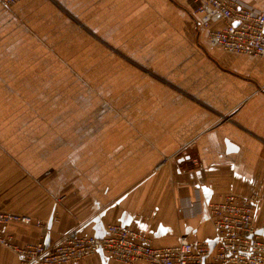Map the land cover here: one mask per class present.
<instances>
[{"label": "crops", "instance_id": "obj_1", "mask_svg": "<svg viewBox=\"0 0 264 264\" xmlns=\"http://www.w3.org/2000/svg\"><path fill=\"white\" fill-rule=\"evenodd\" d=\"M231 192L264 227V58L212 46L194 0H0V212L47 223L4 234L213 241L207 204ZM0 264L23 263L0 244Z\"/></svg>", "mask_w": 264, "mask_h": 264}, {"label": "built area", "instance_id": "obj_2", "mask_svg": "<svg viewBox=\"0 0 264 264\" xmlns=\"http://www.w3.org/2000/svg\"><path fill=\"white\" fill-rule=\"evenodd\" d=\"M18 0H1L7 7ZM199 24L210 44L228 52L264 58V12L242 0H194ZM256 199L228 193L207 204L215 229L213 241L181 238L178 244L156 246L152 237L124 223H112L101 237L70 233L54 245H19L0 229V244L16 252L23 264H72L96 253L109 254L121 264H264V237L254 226ZM10 223H47L26 214L0 212V227Z\"/></svg>", "mask_w": 264, "mask_h": 264}, {"label": "water", "instance_id": "obj_3", "mask_svg": "<svg viewBox=\"0 0 264 264\" xmlns=\"http://www.w3.org/2000/svg\"><path fill=\"white\" fill-rule=\"evenodd\" d=\"M50 227H51V221H50L49 224H48V228H50ZM256 232H257L258 234H261V235L264 236V227L258 229ZM102 235H103V232H102V234L97 235V236L101 237ZM45 243H46V246H49V238H48V237H47Z\"/></svg>", "mask_w": 264, "mask_h": 264}, {"label": "rangeland", "instance_id": "obj_4", "mask_svg": "<svg viewBox=\"0 0 264 264\" xmlns=\"http://www.w3.org/2000/svg\"><path fill=\"white\" fill-rule=\"evenodd\" d=\"M92 80V79H91Z\"/></svg>", "mask_w": 264, "mask_h": 264}]
</instances>
